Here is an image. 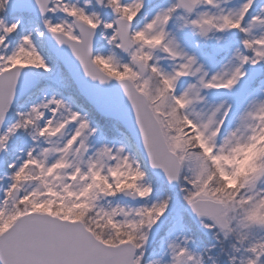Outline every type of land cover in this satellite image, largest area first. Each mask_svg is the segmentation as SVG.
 <instances>
[{
    "label": "snow or ice",
    "instance_id": "obj_1",
    "mask_svg": "<svg viewBox=\"0 0 264 264\" xmlns=\"http://www.w3.org/2000/svg\"><path fill=\"white\" fill-rule=\"evenodd\" d=\"M0 264H264V0H0Z\"/></svg>",
    "mask_w": 264,
    "mask_h": 264
}]
</instances>
